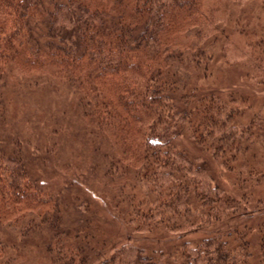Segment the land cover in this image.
<instances>
[{
  "label": "trees",
  "instance_id": "obj_1",
  "mask_svg": "<svg viewBox=\"0 0 264 264\" xmlns=\"http://www.w3.org/2000/svg\"><path fill=\"white\" fill-rule=\"evenodd\" d=\"M20 82L68 87L123 225L179 241L108 242L0 141V264H264V0H0V124Z\"/></svg>",
  "mask_w": 264,
  "mask_h": 264
},
{
  "label": "rangeland",
  "instance_id": "obj_2",
  "mask_svg": "<svg viewBox=\"0 0 264 264\" xmlns=\"http://www.w3.org/2000/svg\"><path fill=\"white\" fill-rule=\"evenodd\" d=\"M215 54L218 56L216 66L220 67L223 56L221 52L215 51ZM223 71L221 69L220 74ZM20 83L5 93L7 114L4 123L0 124V141L9 149L22 151L30 175L51 191L69 189L73 197L88 202L108 242L119 245L126 241L144 248H162L177 243L179 238L171 232H137L123 225L125 221L117 216L111 200L112 192L102 188L99 176L94 178L92 175L97 172L93 149L98 146L100 154L107 152L108 142L85 123L75 107L76 95L62 84L55 88L42 85L33 89ZM107 154L110 155V151ZM259 188L264 199V181ZM4 233L14 239L13 229ZM192 234L199 238L203 232L185 234L184 237ZM30 243L25 245L30 257L33 256L29 262L37 264L33 247L28 248Z\"/></svg>",
  "mask_w": 264,
  "mask_h": 264
}]
</instances>
